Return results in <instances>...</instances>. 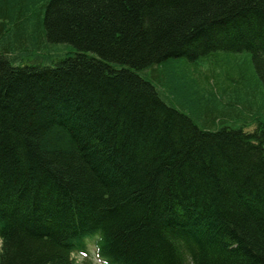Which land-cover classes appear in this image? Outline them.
Here are the masks:
<instances>
[{"label": "trees", "instance_id": "16d2710c", "mask_svg": "<svg viewBox=\"0 0 264 264\" xmlns=\"http://www.w3.org/2000/svg\"><path fill=\"white\" fill-rule=\"evenodd\" d=\"M262 113L264 0H0V264H264Z\"/></svg>", "mask_w": 264, "mask_h": 264}, {"label": "rangeland", "instance_id": "374dc122", "mask_svg": "<svg viewBox=\"0 0 264 264\" xmlns=\"http://www.w3.org/2000/svg\"><path fill=\"white\" fill-rule=\"evenodd\" d=\"M65 48L60 46V45H56L55 48H50L48 50L43 49V58H41L39 60V62H43V63H48L50 61V59L52 58L53 60H57L59 58L62 57V55H64V50ZM47 54V55H46ZM46 56V57H45ZM45 57V58H44ZM49 57V58H47ZM29 59V60H28ZM244 59H246L245 56H241V55H232V54H225L222 53V55L219 57L218 55L216 56H209L207 59H203V60H198L195 63L192 62H187L189 65H193L195 64V67L198 66V70L200 69L201 72L200 73H204L201 76L197 78V80H200V83H202L201 85L203 86H211V88H213V90H216L218 88V85L220 84V80L224 81L223 78H221L220 80L218 78H214V76H211V74H205V72L208 71H212L214 68L218 67L220 68V65L223 66H227V67H237L239 66V68L242 67L244 68ZM35 59L31 58V57H24V63H32ZM37 62V61H36ZM197 63V64H196ZM244 63V64H243ZM216 66V67H214ZM213 72V71H212ZM208 77V80H207ZM231 77L232 78H239V70L238 68L235 69V71L231 72ZM216 82V83H215ZM227 82H229L230 84L233 82V80L231 78H227ZM217 96H220V92H216ZM174 106L180 110L183 111L185 113H188L187 110L182 109L179 105L174 104ZM256 109L253 111V114L257 116V114L260 115V113H256ZM252 115H246L245 118L239 119V125H243V124H249V126L245 127L247 129L252 130V128L254 127V124L251 120L255 118V116ZM261 120L262 122H264V113H262V116L258 119ZM248 122V123H247ZM87 250H88V258L94 263V264H103L101 259L97 256L96 254V250H95V244L94 241L93 242H87ZM76 258V262L77 264H80L81 260L83 259V256L81 255H75Z\"/></svg>", "mask_w": 264, "mask_h": 264}, {"label": "bare ground", "instance_id": "6f19581e", "mask_svg": "<svg viewBox=\"0 0 264 264\" xmlns=\"http://www.w3.org/2000/svg\"><path fill=\"white\" fill-rule=\"evenodd\" d=\"M62 57H63V55H62ZM95 237H97L96 234H94V235H89L88 237L84 238L83 241H84V243L86 242V244H87L88 241H89V242H93L94 239H95ZM74 257H75V255H74Z\"/></svg>", "mask_w": 264, "mask_h": 264}]
</instances>
